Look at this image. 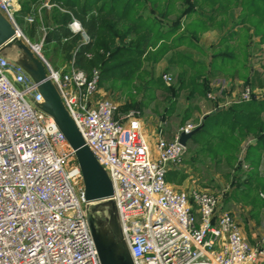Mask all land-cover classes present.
<instances>
[{"label":"built area","instance_id":"obj_1","mask_svg":"<svg viewBox=\"0 0 264 264\" xmlns=\"http://www.w3.org/2000/svg\"><path fill=\"white\" fill-rule=\"evenodd\" d=\"M17 11L16 0H0V13L43 64L84 144L106 172L132 263L264 264V233L251 244L234 216L219 211L213 195L167 184V168L185 152L179 135L195 126L187 124L173 141L159 138L151 148L139 113L120 112L102 96L98 71L88 76L73 61L64 69L52 67L42 55L43 41L30 43L21 33ZM68 29L88 42L76 19ZM254 97L245 87L235 101ZM42 102L30 76L0 54V264H100L81 170L52 117L40 110Z\"/></svg>","mask_w":264,"mask_h":264},{"label":"trees","instance_id":"obj_2","mask_svg":"<svg viewBox=\"0 0 264 264\" xmlns=\"http://www.w3.org/2000/svg\"><path fill=\"white\" fill-rule=\"evenodd\" d=\"M18 1L21 10L28 11L30 4L40 0ZM53 1L64 12L59 11L54 15L55 24L47 30L44 39V52L56 68L67 66L73 61L74 67L88 76L94 69L97 70L99 87L115 79L127 83L141 70L145 58L151 55L150 50H155L152 58L153 62H158L168 52L178 47L194 48L193 43L186 40L187 31L172 38L179 30V26L163 28L156 17L141 14L139 10L140 5H143L141 0ZM162 1L150 0V9L152 12L159 10V17L165 18L172 13L174 2L177 0H166L164 6ZM192 2L196 4L198 0ZM202 4L212 5V11L205 14L190 10L186 14L192 17L187 27L193 28L190 32L194 38L198 32L219 26V22L215 20L226 15L227 6L240 5L243 10L240 15L241 28L249 23L253 28V34L260 35V40L264 43V0H201L200 7ZM143 8L146 9V5ZM254 17L257 18L255 22L251 21ZM73 18L81 24L88 42L84 43L80 35L72 34L67 28ZM246 30L250 29L246 28ZM235 37L233 30H229L221 37L217 47L218 49L224 47V52L220 55H212L209 65L193 60L180 52L172 53L166 61L168 65L187 68L193 72L186 79L184 74L180 75L179 85L175 90L180 91L189 82L191 95L195 93L198 97L208 100L206 95L211 90L209 71L236 70L238 59L234 51L238 46L231 48L228 45V42ZM205 69H208L206 73ZM149 83L164 91L170 90L161 83L160 79ZM251 107L256 108L257 112L247 113L246 111ZM262 111H264V100L251 98L204 115L200 122L201 128L188 139L185 148L186 152L196 148V155L209 157L216 163H221L223 160L236 161L239 164L236 170L241 174L237 181L243 176L245 178L241 183L242 189L239 190V194L250 197L248 202L252 210L264 208V199L260 197L264 192V177L258 172L261 153L264 150V136H261V132H264V121L259 117ZM187 118L184 117V120ZM252 123L254 126H251ZM250 134L256 135V143L247 144L244 151H241L240 145ZM243 165L247 167L244 168Z\"/></svg>","mask_w":264,"mask_h":264},{"label":"rangeland","instance_id":"obj_3","mask_svg":"<svg viewBox=\"0 0 264 264\" xmlns=\"http://www.w3.org/2000/svg\"><path fill=\"white\" fill-rule=\"evenodd\" d=\"M141 1L143 5H146V10L142 9L145 5H140L139 10L145 13V15H148V12H150L152 16L159 19L156 14L158 15L160 11L157 13L156 11H151L150 0ZM192 1L193 0H188L187 2H184V0L175 1L174 11L167 17L170 18V22L175 21L176 23L180 19L182 20L188 11L197 8L200 0H198L196 4H193ZM162 3L164 6L166 0H163ZM163 10L164 8L161 9V11ZM201 11L204 13L208 12L207 8H201ZM186 31H193V28L185 26L183 33ZM213 31L215 32H211L210 34L207 33V30H204V33L202 32L201 35H197L193 39L192 43L194 49L184 46L180 48L181 53L191 57H198L203 60L206 65H209L212 55H220L224 52V47L218 49V47L216 48L214 46L217 43L218 39L216 37H218L217 33L219 32L216 29ZM229 46L234 48L235 44ZM214 47L215 49L213 50L212 48ZM149 53H151V57L145 58L141 70L135 73L132 79L127 83L115 79L114 81L101 85L99 88L102 96L114 101L120 112L136 110L139 113L143 136L151 148H154V144L159 138L166 142L173 141L177 131L187 124H192L196 128L200 125L202 117L205 114L217 109L228 108L232 104L231 102H236L235 100L240 96L241 87L248 85L246 87L254 92L251 84L241 86L240 90L235 86L236 88L233 90L234 96L232 97L231 93H229L230 91L227 94L225 90L227 85L224 82H212L213 79L211 81L209 80V85H211L212 88L207 92L206 97L208 100L198 97L195 93L191 95L189 82H187L186 87H183L180 91H176L175 89L179 85L178 81L180 80V75L184 74V78L186 79L192 75L193 72L189 71L187 68L183 69V67L168 65L166 61L163 60L153 62L152 57L155 50H150ZM240 53H242V51H240ZM256 54L259 53L256 51L249 52L248 57H245L247 56L246 54L243 56L241 54L240 59L237 58L239 62L238 65H258L259 69L263 70L264 59L257 60L259 56H256ZM42 55L45 60L55 68L49 56L44 52V47ZM206 71H208V69H205L204 72L206 73ZM236 71H238V69ZM164 76L169 78L168 82L165 81ZM222 77L226 82H229L228 85L231 86V79L229 80L231 77H228L226 74H223ZM159 79L161 83L169 87L170 90L164 91L149 83L150 81H157ZM232 83H234V81H232ZM261 83L260 84L264 86V82ZM260 94H256L255 97H261ZM184 117L188 118L184 120ZM173 133L174 136L172 138ZM195 152L196 148H193L191 152L185 151L181 157V161L176 166L167 168L165 177L167 184L179 191L190 192L196 190L213 195L218 200L219 211L231 213L239 224L240 229H242L243 224L247 223V216L244 214L245 212L242 211L249 206L248 200L250 197H243L239 194V190L242 189L241 183L245 179L243 176L240 181H237V178L241 176L236 170L239 164L236 161L226 162L225 160L221 163H216L215 160L209 157L196 155ZM240 210L241 219L237 217ZM91 213L94 216L97 228L104 230L106 226L105 212L91 210ZM262 233H264V229ZM123 262L126 264L127 259H123Z\"/></svg>","mask_w":264,"mask_h":264},{"label":"water","instance_id":"obj_4","mask_svg":"<svg viewBox=\"0 0 264 264\" xmlns=\"http://www.w3.org/2000/svg\"><path fill=\"white\" fill-rule=\"evenodd\" d=\"M0 54L19 66L36 84L43 98V102L38 105L40 110L52 117L73 152L81 170L88 226L100 264H124L125 258L126 264H133L119 229L117 213L112 201V185L106 172L84 144L79 130L63 107L55 88L47 79L43 64L17 37L14 28L1 13ZM200 128L201 125L189 133H181L178 143L186 148L188 139ZM91 210L105 212L104 230L97 228Z\"/></svg>","mask_w":264,"mask_h":264},{"label":"crops","instance_id":"obj_5","mask_svg":"<svg viewBox=\"0 0 264 264\" xmlns=\"http://www.w3.org/2000/svg\"><path fill=\"white\" fill-rule=\"evenodd\" d=\"M200 3L201 0L197 6V8L193 9L194 11H201V8H207V11L205 14L210 13V11H212L213 6L209 5V4H202V6L200 7ZM16 4L18 5V11L15 14V21L16 24L18 26V28L20 29L21 33L24 35L25 38H27L29 40L30 43H38L43 41V45H44V39L45 36L47 34V30L52 28L54 26V15H56L59 11L63 12L62 9L58 8V5L53 1V0H40L35 4H30L29 10L28 11H23L21 10V6L18 0H16ZM143 10H146L145 8H142ZM159 10H156V13ZM174 11V8L172 10V12ZM226 15L223 17H219L216 18V22H219V26H215V27H211L206 29L207 33L211 32H215L213 30H218L219 33H217L218 37H216L217 43L214 45L217 48V45L219 44L221 37L223 35H225L229 30H233L236 34V37L233 40H230L228 42V45L231 44H235V46H238V49H236L234 52L237 55V58L240 59V56L242 54V56L244 54H246L248 57L249 52H257L259 54H256V56H259L258 59H264V43L261 42L260 40V35H255L253 34V28L249 23H246L245 27L241 28V24H240V18L242 15L241 12H243L242 8L240 7V5H234V6H227L226 7ZM141 14H143L144 16H148L151 15L152 13L148 12V15H145V13H142V11H140ZM204 13V12H203ZM171 15V13L169 14ZM32 17L33 18V22L31 23H27L26 22V18L27 17ZM156 16L159 18L158 22L163 26V28H168L169 26H179V30L173 34L172 38L180 35L183 33L185 26L187 27L190 23H191V18L189 16H184L182 18V20L180 19L179 21H177L175 23V21H171L170 22V18H160L159 14ZM257 18L254 17L251 19V21H256ZM184 27V28H183ZM68 28V26H67ZM246 28H249L250 30L247 31ZM183 30V31H182ZM203 32V31H202ZM202 32H198L196 34V36L201 35ZM204 33V32H203ZM206 34V33H205ZM194 37L192 36L190 31L186 32V40L189 42H193ZM184 47V46H181ZM181 47L176 48L173 51L168 52L162 59L161 61H167V59L172 55V53L174 52H180L181 53ZM188 47V46H186ZM212 48L213 50L215 49ZM189 48V47H188ZM192 48V47H190ZM194 49V48H193ZM43 51V48H42ZM240 51H242V53H240ZM214 52V51H213ZM189 56V55H186ZM204 56V55H202ZM191 59L193 60H197V61H202L201 59H199L198 57H191L189 56ZM212 57V56H211ZM206 58V57H205ZM239 64V62H238ZM53 65V64H52ZM66 66V65H65ZM65 66L56 68V69H64ZM238 69V71H236ZM235 71H209L208 75H209V80L212 82H217V81H221L224 82L227 86H226V92L228 94L231 93L232 97L234 96V89L237 87L238 90H240V87L245 85V84H251L252 90L256 94H260V93H264V86L261 85V82H264V69L261 70L259 69L258 65H237ZM223 74L228 75L229 80L231 81L230 85L229 82H226L225 79H223ZM228 80V81H229ZM232 81H234V83H232ZM261 83V84H260ZM212 84V83H211ZM236 86V87H235ZM248 86V85H246ZM243 86L241 87V92L243 91V89L246 87ZM210 88L211 85H209ZM260 91V92H259ZM236 93V92H235ZM261 95V97L258 98H254L255 100H264V94ZM236 103V102H233ZM238 103V102H237ZM124 112V111H123ZM247 113H251V112H257L256 108L251 107L249 109V111H246ZM212 112H209L207 114H210ZM205 114V115H207ZM259 117L264 121V111H262V113L259 115ZM253 119V118H252ZM243 124V123H242ZM254 126V123L251 124V126ZM176 133V132H175ZM174 136V133L172 134V138ZM261 136H264V132H261ZM256 135L254 134H250L249 136L246 137V140L242 142V144L240 145L241 151H244L245 146L247 144H251L254 145L256 143ZM242 153V152H241ZM244 168H246L247 166L243 165ZM258 172L260 173V175L262 177H264V150L261 153V160H260V164L258 167ZM261 198H264L263 193H261ZM238 212V211H237ZM242 212H245L244 214L247 216V220H246V224H243V227L241 229L242 234L244 235V237L251 243L254 244L256 238L262 233L264 227V208H261L259 210H252V207L249 205L248 207H246ZM241 210L239 211V215L237 214V217L241 219L240 214Z\"/></svg>","mask_w":264,"mask_h":264}]
</instances>
